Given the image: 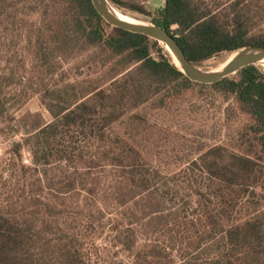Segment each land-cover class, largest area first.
<instances>
[{"label":"trees","instance_id":"16d2710c","mask_svg":"<svg viewBox=\"0 0 264 264\" xmlns=\"http://www.w3.org/2000/svg\"><path fill=\"white\" fill-rule=\"evenodd\" d=\"M52 1L57 14L36 29L30 71L0 63V135L24 131L5 152L9 178L0 174V264H264L261 67L194 82L156 40L108 24L90 0ZM203 3L165 0L152 20L192 63L264 46L239 18ZM171 84L233 95L255 121L260 158L214 146L171 171L143 158L116 124ZM35 94L50 119L17 118Z\"/></svg>","mask_w":264,"mask_h":264},{"label":"rangeland","instance_id":"374dc122","mask_svg":"<svg viewBox=\"0 0 264 264\" xmlns=\"http://www.w3.org/2000/svg\"><path fill=\"white\" fill-rule=\"evenodd\" d=\"M110 5L126 15L142 22L153 23L163 0H108ZM203 6H211L220 11L224 18L237 17L245 24L249 36H264V0H203ZM58 4L52 0H0V63L4 69L12 68L23 74L32 66V38L36 29L54 21ZM225 19V20H226ZM31 39V42H30ZM159 45L165 48L162 43ZM232 52H221L204 61L201 67L212 68L222 62ZM160 52L152 48V55ZM258 67L260 65L256 64ZM96 68H84V74L95 75ZM234 77L235 73L228 75ZM72 71L65 79L76 78ZM106 81V80H105ZM163 89L135 107L130 108L116 124L115 129L143 156L166 171L176 170L191 158H204V153L214 146H223L228 151L258 160L260 147L254 119L240 108L231 94H224L207 85H192L186 89ZM11 90V89H10ZM39 114L44 120L50 115L40 102L39 95L30 96L16 112V117L24 113ZM23 130L16 134L0 135V174L8 179L9 148L20 141ZM215 158V157H211ZM25 163L28 155L25 152ZM79 172H84L79 164ZM98 170V169H97ZM4 188V187H3ZM264 195V183L257 188ZM264 210V198L261 200ZM104 236H106L104 234ZM99 246L103 236L96 239ZM124 255L121 253L119 258Z\"/></svg>","mask_w":264,"mask_h":264},{"label":"water","instance_id":"95a60500","mask_svg":"<svg viewBox=\"0 0 264 264\" xmlns=\"http://www.w3.org/2000/svg\"><path fill=\"white\" fill-rule=\"evenodd\" d=\"M96 12L110 25L124 30L144 34L158 43H162L170 50L173 58L178 64L175 65L191 81L211 84L239 69L257 64L264 59V46L245 45L235 50L234 56L218 71H210L192 63L185 55L175 37L164 27L155 23H133L118 18L112 11L113 7L108 0H90ZM162 6H165L163 0ZM173 59V60H174Z\"/></svg>","mask_w":264,"mask_h":264},{"label":"bare ground","instance_id":"6f19581e","mask_svg":"<svg viewBox=\"0 0 264 264\" xmlns=\"http://www.w3.org/2000/svg\"><path fill=\"white\" fill-rule=\"evenodd\" d=\"M112 11H113V13H114L118 18H120V19H122V20H125V21H128V22H133V23H142V21L137 20V19H135V18H132V17L126 15L125 13L121 12V11L118 10V9L113 8ZM164 46H165V45H164ZM165 48H166L167 50H169L168 47L165 46ZM169 52H170V50H169ZM234 54H235V53H231L229 56H227L225 59H223L222 62L219 63L217 66L212 67V68H205V69L210 70V71H218V70L222 69L223 66H224V65H225V64H226V63H227V62H228V61L234 56ZM174 62H175L176 64H178V62L176 61V59H174ZM258 64L260 65L261 69L264 71V59L261 60ZM202 68H204V67H202Z\"/></svg>","mask_w":264,"mask_h":264}]
</instances>
